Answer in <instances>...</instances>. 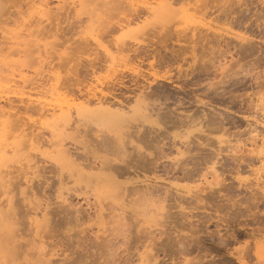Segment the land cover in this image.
I'll return each instance as SVG.
<instances>
[{
  "label": "rangeland",
  "instance_id": "1",
  "mask_svg": "<svg viewBox=\"0 0 264 264\" xmlns=\"http://www.w3.org/2000/svg\"><path fill=\"white\" fill-rule=\"evenodd\" d=\"M78 1L77 3L75 2V5H73L72 0L70 2L73 4L71 5L70 2H67L65 6H69L67 7L68 9H57V11H60L58 13L55 11L56 7L52 9L53 11L50 9L52 12L48 9L47 12H51L50 15H53L49 19L46 16H41L43 9H38L41 11L38 17V11L36 9L34 11L31 8L33 15L30 16L31 11L29 10L28 12V8H30L29 6L32 2L30 3L29 0H5V3L3 0L0 1V3H3L0 6V42L2 41V45L0 43V52L2 53L4 50L2 55L1 53L0 55L4 56V60L9 56L6 61L0 56V65L3 68H0L1 72L3 70L0 73L3 77L1 75L0 79H8L7 83L11 85V80L16 75L15 81L13 80L11 86L16 84L20 89L19 85L21 87L25 85L22 89L26 91L25 93L23 92L24 90H20V92L22 91L26 94H23L24 97L26 96L24 98L20 96L22 94H18L19 90L15 86L18 92L13 90L14 88L12 89L13 93L11 92L12 90H7L12 87L6 85V83L2 84L4 82L2 81V87L6 85V94L9 91L12 95L9 92V95H7L11 96L13 101L8 96H5L4 88L1 89L0 87V95L4 96L3 99L0 96L1 103L4 106L6 105L7 108L15 105L12 108L14 110L18 109L17 111L13 110L12 114H18L13 115L15 119L13 120L18 122L19 129L22 128L21 133H24L25 130L27 131L29 126L28 131L32 132L34 130L32 134L37 137L33 136L30 131L25 132L32 135L28 136V138H35V142L34 139L33 142H27L26 146L28 147L25 148L27 149L25 153L26 156L35 157L36 161L38 159V164H40L39 168L36 167L37 170L35 169L36 175H29L31 177L29 181L28 176L20 175L23 172L22 170L16 172L18 169L14 166V169L12 168V165L17 162L15 160L20 157L15 156L14 150L13 154L11 145L8 148L4 146L5 150H10V153L7 151L8 155L14 156V158H11L14 159V164L12 161L10 169L12 168L11 171L15 178L12 179L14 183L12 182L13 185L11 184L10 188L14 190L12 195L14 194L13 196H15V210L17 218L19 216L21 220L19 221L21 226L16 224L21 229L17 230L16 228L18 232H15L18 235L20 230H22L21 234L23 235V237L22 235L20 236L21 239L17 236V244L19 243L20 246L21 244L23 246L26 243L27 253H35L41 248H38V244H40L38 239L45 240L46 248L44 247V251L40 250L46 252V255L44 254L45 257L38 255L41 260L37 264H127L126 260L128 258H130V264H140V256L142 254L146 257L150 254V258L148 256L147 259H150L151 264H187L185 258L182 259L185 257L184 255H182V258L179 257L180 255H175L173 258L170 256L169 241H173L170 244H174V241H176L175 236L180 238L183 236L182 239L186 240L185 242L192 249L189 258H193V261H197L198 264H242V261L245 264H264V253L261 254L264 249L260 245L264 241V144L261 140V137L264 136V128L261 125L264 123V86H260L257 83L259 78L264 80V0H159V8L157 9H145L147 0L114 1L110 5L111 8H113L112 5H117L114 9L108 8V6L106 9H83L81 6L84 5ZM167 1L172 2L171 5L168 9L162 8L161 4ZM27 2L30 4L26 5ZM54 2L56 4L57 1L55 0ZM68 3L69 5H67ZM78 4L80 5L78 6ZM73 6H76V9ZM33 12H36V15ZM92 12H95V14L91 15ZM18 14L21 16H18ZM28 15L31 18L27 17ZM26 18L25 22L24 19ZM56 18H59L60 21ZM31 19L34 21L32 22ZM41 19H43V23ZM55 19L56 22H54ZM3 21L6 23L4 24ZM21 21L23 24H19ZM57 22L61 23L57 24ZM3 24L4 26H2ZM37 24L39 25L37 26ZM7 25L10 27H7ZM15 25L20 26L15 27ZM35 25L38 28L34 27ZM44 25L45 28L42 30L44 33L48 31L49 35L47 34V39L44 33V37H42V32L38 35V38L40 36L42 38L39 39L38 43L43 52V54L42 52L39 54L41 50L38 52L39 48L35 44L38 41L37 35L35 37L31 35L36 34V30H39L40 27L43 28ZM58 25L60 26L58 27ZM27 26L32 28H26ZM50 27L52 30H48L51 29ZM11 29H14V31H11ZM25 29L30 32L33 29L32 34L30 33V36H28L29 32H27L28 34L25 33ZM94 30L96 31L93 32ZM14 32H16L15 34L18 33L17 35L19 36L17 37L16 35V37L19 40L21 38L24 41L28 36L27 38L32 43H30L32 47L35 46L37 48H35V51L37 50L35 52L33 51L34 48L29 47V44L26 43L29 46L24 44L25 48L28 47V50L31 48L28 52H31V50L32 52L29 54L33 55L35 52L31 56V60L34 63H32L33 68L31 66H23L26 60L22 62L21 56L24 57L27 51L23 55L25 50L22 49L24 48L22 47V41L14 42L15 40L17 41L16 37L14 38ZM95 34H98V36ZM95 37L98 41H96ZM6 39L9 41L7 42L8 44ZM28 40L25 42H28ZM51 41L53 42L51 43ZM40 42H46V44H40ZM10 43L13 45H10ZM16 43H18V46ZM4 44L9 48L13 46L14 49L15 46L19 47L16 48L19 50H9ZM47 46L48 49L46 48ZM44 48L47 49V52ZM5 50L11 52L12 54H10L13 56H10L9 53L7 55ZM13 51L16 55L13 54ZM17 52L22 53L19 55ZM3 54H6V57ZM17 55L21 60L18 61L22 62V65L18 64V62L17 64L16 62L15 64L13 63L12 60L18 57ZM40 55L44 56V58ZM9 59L11 61H8ZM6 64H9L10 67H6ZM15 65H17V73H15ZM13 69L15 74H13ZM34 69L39 70L40 74L38 75V72L36 73ZM19 70L23 71H21L20 75L18 74ZM23 73H28V75ZM5 74H7L6 79L4 78ZM26 76L29 77H27L29 80ZM137 76H140V79ZM20 77L26 78V84L22 83L24 79L21 80ZM31 77L36 82H33L34 80L32 79V81ZM9 78L11 79L9 80ZM115 82L118 83L116 84ZM143 82L146 86L148 85L146 90V93L150 94L148 99L145 96L141 98L138 95V84H144ZM133 83L137 84L134 85ZM95 90L98 93L97 96L90 94V92ZM3 92L5 95H3ZM14 92H16L15 95H13ZM18 95L20 98L17 97ZM100 96L108 101L104 102L106 108L111 105L109 107L115 109L114 104L121 101L126 105L136 107L138 110L136 109L135 112L131 111L127 114L126 120L129 121L124 119L126 122H123V119H118V122L108 119L111 121L103 122L102 124V120L95 117L96 114L93 116L94 114L88 112L86 116L89 118L93 116L96 120L86 119L87 117L83 119L81 117L79 119L83 120L79 122L80 120L76 117L78 114L75 110L77 108L85 112L99 110L101 105L97 102L96 97ZM27 97L31 98L28 99ZM5 98L11 101H7ZM143 99H145L143 101L145 106V102L151 103L148 105L149 110L139 107ZM43 101L47 109L51 107L52 111H57L55 115L57 117L62 115L60 112L65 106L63 108L64 112H73H71L73 116L72 124L80 123V133L75 131L76 129L68 128L66 133L64 131L65 134L59 133L62 136L57 135V132V136L54 137L55 140L53 139L54 141L58 140L60 136L61 140L63 139L65 142V147H71L76 155L79 156L78 162H83V164L95 162L97 160L95 158L98 156L97 164H99L98 161L100 159L106 164L110 162L114 169L107 168L101 173L94 171L96 175L92 177L85 174L86 178L83 181L82 178L84 176H77L78 171L75 167H68V165L56 159L57 155H54L58 152L56 151L57 148L55 149L58 146L56 143L55 147H53L54 145L51 147L49 144L47 146L43 142H39L40 144L37 145L36 143L42 138L43 140H51L53 138L50 133L51 130L49 131L48 129L51 128V122H53V117L55 116L51 117V115H48V117L46 115L47 118L40 114L39 110L44 106L40 102ZM8 105L10 106L8 107ZM57 105L59 108H57ZM60 106L63 107L60 109ZM43 108L46 109L45 107ZM69 108L72 110L70 109V111ZM80 109L79 113L80 111L82 113L83 111ZM151 110L153 111L152 116L148 115ZM10 113L6 114L10 115ZM6 114L2 119L4 117L7 119L12 117ZM219 118L220 121L218 120ZM59 120L58 118L57 121L59 122ZM47 122H50L51 126ZM11 124L14 125L13 122ZM216 124L221 127H217ZM17 125L13 127L15 128L13 134L19 132ZM24 126L28 127L24 129ZM44 126L48 127L45 128ZM133 131L139 132V134L135 132L134 134L136 135L131 137ZM19 135L20 132L18 137ZM9 136H12V134ZM38 136L41 138L40 140H38ZM28 138L26 136V139ZM84 138L90 144L89 146L83 141ZM79 139L85 145L87 144L86 146L90 150L89 153L85 154V145L81 146L83 143L75 142ZM13 140L15 139L13 138ZM7 141H12V138L5 140L6 144L8 143ZM56 142H60V139ZM33 143H35L34 145L37 148L41 146L40 150H37V148L33 149L34 147H31ZM11 144L14 147V141ZM0 148L2 149V145H0ZM219 148L220 150H218ZM21 149L23 150V147ZM5 150L2 149L0 152L3 153ZM18 153H23V151ZM93 153L94 158H92ZM243 154L246 160L240 166L235 158H239ZM22 155L25 157V154ZM213 155H216L218 160L213 158L215 157ZM210 156H213L212 160ZM252 157L253 159H251ZM22 158L21 160H23ZM81 159L83 160L81 161ZM215 161L216 164L213 165ZM19 164L17 165L19 166ZM213 166H216L218 170L217 175L219 173L221 176V185L215 186L217 191L219 190L220 192L215 191L213 193V190L210 189L200 192L197 186H204L201 181L207 173L209 180L212 178L210 172ZM183 167H187L189 170L193 168L191 180L182 176L185 175L183 174L185 172L182 170ZM196 167L199 169L198 173H196ZM136 172L141 175L145 174L152 180L151 184L149 183L151 185L150 191L154 196L152 199L147 200L143 196L146 183H134L136 182V179H134ZM112 173L118 175H116V180L111 178ZM74 175L77 177H74ZM61 178H63V183H65L62 185L65 186L62 191H66L64 193L67 197L66 203L60 202L57 197L61 188ZM222 184L225 185V188L220 190ZM87 185L89 186L88 188L86 187ZM126 185L130 186V190L137 185L140 190H136L137 193L134 192L136 193L133 197V199L135 198L134 204L131 205V209L128 208L126 210L127 212L124 215L127 216L125 219L119 221V216H115V213L119 212L116 207H120V202H122L121 193L123 188L121 187ZM108 187L109 190L107 189ZM67 188L69 190H66ZM188 189L192 190L189 194L186 193ZM25 190H27L26 194H23L21 191L25 192ZM88 190L90 193L87 192ZM197 191L198 193L200 192V196L196 193ZM95 192L96 194H94ZM141 194L145 202H143ZM193 196L196 197L194 198ZM171 197L173 198L171 199ZM197 197L202 199L200 200ZM162 198L169 200L164 202L165 207L169 209H167L166 215L164 214L166 209H160L164 204ZM0 199L1 201L4 200V195L0 194ZM44 205H47L46 208ZM158 206L160 207L158 208ZM47 207H49V210ZM97 207H102L103 212H106V214L112 213L106 218L104 217L106 214L101 218L96 210ZM38 210L44 212L48 210V218L50 217V219L46 223L42 222V224L44 223L43 226L46 224L48 226L46 225L37 230L31 221L32 216H36L35 211L39 213ZM162 210L165 211L162 212ZM42 214L39 213L37 215L40 217ZM1 232L4 235L5 232L0 230V235ZM221 236L223 239L226 238V244H222L221 240L219 241ZM34 239L38 241L37 243L34 242L37 247L35 246L36 244H32ZM0 241L6 245L5 239L0 238ZM147 246L149 248L153 247V250L151 248L148 249ZM147 249L152 254L149 252L147 254L144 251H147ZM260 249L261 251L258 254ZM23 250V248L18 250L19 253L17 251V255L15 253L8 255L12 261L9 257H6L2 258L0 262L7 264L8 261V264H16L23 261L26 257V251H24V254L20 253ZM5 252L9 254L7 249H2L0 256L3 257ZM153 254H156V258L151 259ZM16 256H19V258ZM238 257H241V259ZM192 263L194 264V262Z\"/></svg>",
  "mask_w": 264,
  "mask_h": 264
},
{
  "label": "bare ground",
  "instance_id": "2",
  "mask_svg": "<svg viewBox=\"0 0 264 264\" xmlns=\"http://www.w3.org/2000/svg\"><path fill=\"white\" fill-rule=\"evenodd\" d=\"M1 1V0H0ZM4 1V3H5V0H3ZM55 0H32V1H30L29 0V2L31 3L32 2V4H30V3H28L27 2V4L26 5H29L30 4V8H28V12H29V10L31 11V8L32 9H34V11H35V9L38 11V13H37V15L38 14H40L39 12H41V11H39L40 9L42 10H46V13H48V15H49V17H48V15H46V13H45V10H44V12H43V10H42V12H41V16H46L48 19L51 17H53V15L51 16L50 14H51V12L53 11L52 9H54L55 7V11H56V13H58V12H60V11H57V9L58 10H61V9H63V8H67V7H69V6H65L66 5V3L67 2H70V1H68V0H56L57 2H56V4H55V2H54ZM73 1V3H71L70 2V5L71 4H73V5H75L76 3H77V1L78 0H72ZM80 1V3L82 4V5H84V6H81V8H83V9H106L107 8V6H108V8L110 7V5L112 4V2H116V1H118V0H79ZM78 1V2H79ZM122 1V0H121ZM120 0L118 1V2H121ZM170 1V0H169ZM169 1H167L166 3H164V4H161V7L163 8H165V9H168V7L171 5V3L172 2H169ZM76 2V3H75ZM2 3V2H1ZM1 3H0V6H1ZM3 4V3H2ZM114 4V3H113ZM5 5V4H4ZM22 5V4H21ZM67 5H69V3L67 4ZM80 4H78V6H79ZM78 6H77V8H78ZM117 6V5H116ZM116 6H114V5H112V7L113 8H111V9H114ZM146 7H145V9H157V8H159V0H155V1H151V0H147V4L145 5ZM156 6H158V7H156ZM3 7V6H2ZM13 7V6H12ZM19 7V6H18ZM74 7V6H73ZM76 7V6H75ZM74 7V8H75ZM156 7V8H155ZM21 8V7H20ZM72 8V7H71ZM73 8V9H74ZM2 9V8H1ZM4 9V8H3ZM25 9V8H24ZM27 9V8H26ZM39 9V10H38ZM48 9L51 11L50 13L49 12H47L48 11ZM68 9V8H67ZM76 9V8H75ZM8 10V9H7ZM19 10V9H18ZM230 10V9H229ZM248 10V9H247ZM1 11V10H0ZM22 11V10H21ZM93 11V10H92ZM6 12V11H5ZM66 12V11H65ZM9 13V12H8ZM14 13V12H13ZM22 13V12H21ZM26 13H27V11H26ZM34 13V12H33ZM42 13H44V14H42ZM62 13V12H61ZM60 13V14H61ZM93 13L95 14V12H92V14L91 15H93ZM6 14V13H5ZM29 14V13H28ZM53 14V13H52ZM24 15V14H23ZM27 15V14H26ZM33 14H32V11L30 12V16H32ZM34 15H36V12L34 13ZM59 15V14H58ZM62 15V14H61ZM228 15V14H227ZM18 16H21V15H19L18 14ZM29 15L27 16V17H30ZM41 16H40V18H41ZM54 16H56V15H54ZM95 16V15H94ZM7 17V16H6ZM5 17V18H6ZM14 17V16H13ZM16 17V16H15ZM38 17H39V15H38ZM10 18V17H9ZM8 18V19H9ZM17 18V17H16ZM15 18V19H16ZM21 18V17H20ZM31 18V17H30ZM30 18H28V19H30ZM33 18H34V16H33ZM47 18H44V19H47ZM93 18H95V17H93ZM101 18H102V16H101ZM100 18V19H101ZM14 19V18H13ZM18 19V18H17ZM56 19H59V18H56ZM56 19H55V21L54 22H56ZM99 19V20H100ZM25 20V22H26V20H27V18L26 19H24ZM24 20H23V22H24ZM32 20V19H31ZM39 20V19H38ZM42 20V23H43V19H41ZM53 20V19H52ZM9 21V20H8ZM7 21V22H8ZM13 21H15V20H13ZM18 21V20H17ZM34 20H32V22H33ZM46 21V20H45ZM59 21H60V19H59ZM58 21V22H59ZM12 22V21H11ZM16 22V21H15ZM28 22V21H27ZM53 22V23H54ZM57 22V24H60V23H58ZM95 22H97V21H95ZM3 23H4V21H3ZM6 23V22H5ZM4 23V24H5ZM22 23V21L19 23V24H21ZM29 23H30V21H29ZM39 24H40V22H38ZM52 23V22H51ZM102 23V22H101ZM4 24L2 25V26H4ZM9 24V23H8ZM23 24V23H22ZM26 24V23H25ZM34 24V23H33ZM39 24H37V26L39 25ZM96 24H98V23H96ZM99 24H100V21H99ZM14 25V24H13ZM12 25V26H13ZM29 25V24H28ZM42 25V24H41ZM52 25V24H51ZM20 26V25H19ZM18 25L16 26L15 25V27H19ZM22 26V28H24V26L23 25H21ZM31 26H32V24H31ZM36 25L34 26V27H37ZM52 26H54V25H52ZM60 25H58V27H59ZM100 26V25H99ZM7 27H10V26H8L7 25ZM33 27V26H32ZM32 27H30V26H27L26 28H29V29H31ZM40 27V26H39ZM55 27V26H54ZM97 27V26H96ZM96 27H94V28H96ZM101 27V26H100ZM4 28V27H3ZM38 28V27H37ZM36 28V29H37ZM45 28V25H44V27L43 28H41L40 27V31L39 30H36L37 31V33L36 34H32V30H31V32L28 30V31H26V29H25V33H27V32H29V35L28 36H30V33L32 34L31 36H36L37 35V39H38V41L35 43L36 44V47H38L39 49H38V52L40 51V53L39 54H41V52H42V48H40V45H39V39L41 38V36H40V38H38L39 36L38 35H40V33H41V35H42V37H44L45 35H46V39H47V34L49 35V33H48V31L46 32V33H44L43 32V30L42 29H44ZM51 28V27H50ZM99 28V27H98ZM14 29H16V28H14ZM14 29H11V31L13 30L14 31ZM48 29V28H47ZM58 29V28H57ZM56 29V30H57ZM60 29V28H59ZM102 29V28H101ZM3 31H4V29H2ZM6 30V29H5ZM21 30V29H20ZM19 30V31H20ZM24 30V29H23ZM34 30V31H35ZM42 30V31H41ZM48 30H52V28L51 29H48ZM7 31V30H6ZM17 31V30H16ZM19 31H18V33H19ZM33 31V32H34ZM45 31V30H44ZM54 31V30H53ZM96 30H94L93 32H95ZM8 32V31H7ZM6 32V33H7ZM9 32H10V30H9ZM21 32H22V30H21ZM50 32V31H49ZM55 32V31H54ZM59 32V31H58ZM57 32V33H58ZM5 33V35H7ZM12 33V32H11ZM16 32H14V34H15ZM17 33V34H18ZM43 33H44V36H43ZM52 33V32H51ZM50 33V34H51ZM17 34H15V36H14V38L16 37V35ZM21 34H23V33H21ZM28 34V33H27ZM56 34V33H55ZM94 34V33H93ZM4 35V36H5ZM11 35V34H10ZM12 35H13V33H12ZM95 35H97L98 36V34H95ZM19 35H17V37H18ZM23 36V35H22ZM27 36V37H28ZM51 36V35H50ZM49 36V37H50ZM55 36V35H54ZM57 36V35H56ZM2 37H3V35H2ZM17 37H16V39H17ZM25 37H26V35H25ZM25 38L24 39V41L23 40H21V38H20V40L19 39H17V41L15 40L14 42H18V41H22L21 43L23 44L22 45V47H24L25 48V46H29V47H31V48H34V50L33 51H35V46L34 47H32V43L30 42V40H28V38ZM5 37H3V39H4ZM11 38V37H10ZM36 38H35V40H36ZM96 38V37H95ZM22 39H23V37H22ZM32 39V38H31ZM42 39V38H41ZM1 40V39H0ZM5 40V39H4ZM28 40V42H25V41H27ZM32 41H33V39H32ZM44 41H45V39H44ZM96 41H98L97 40V38H96ZM2 42V41H1ZM0 42V43H1ZM7 42H9L8 41V39H6V43ZM12 42V41H11ZM14 42H12V43H14ZM24 42V43H23ZM43 42V41H42ZM42 42H40V44L42 43ZM53 41H51V43H52ZM4 43V42H3ZM5 43V44H6ZM12 43H10V45H13ZM29 44V45H27V44ZM31 43V44H30ZM37 43H38V45H37ZM4 44V45H5ZM8 44V43H7ZM24 44H25V46H24ZM42 44H46V42H44V43H42ZM50 44V43H49ZM1 45H2V43H1ZM4 45H3V47H4ZM9 45V46H10ZM15 45V44H14ZM16 45L18 46V43H16ZM20 45V44H19ZM43 45V46H44ZM48 45V44H47ZM53 46H55V45H53ZM1 47V46H0ZM5 47H8V46H6L5 45ZM42 47V46H41ZM45 47V46H44ZM51 47V46H50ZM56 47V46H55ZM16 48H19V47H16L15 46V49L13 48V46H12V48H11V46H10V48L8 47V49L9 50H19V49H16ZM22 48L23 50H25V51H23L24 52V54L23 55H25V53H26V51H27V54L24 56V57H22L21 56V58H22V62H24V60H26L24 63H26V64H24L23 63V66L25 67V65H26V67L28 66H33V61L31 60V56H33L34 55V53L35 52H37V50L33 53V55H31V54H29V53H31L32 52V50H31V52H28L29 50H28V47L27 48ZM47 49H48V46L46 47ZM52 48V47H51ZM5 49V48H4ZM7 49V50H8ZM37 49V48H36ZM45 49V48H44ZM47 49H45V51L47 50ZM57 49V48H56ZM55 49V50H56ZM3 50V49H2ZM3 52H4V50H3ZM2 52V53H3ZM5 52H6V54L7 53H11V52H9V51H6L5 50ZM16 52V51H15ZM47 52V51H46ZM45 52V53H46ZM1 53V52H0ZM2 53H1V55H2ZM17 53H19V52H17ZM22 53V52H21ZM21 53H19V55L21 54ZM6 54H3V55H5V57H6ZM9 54H7V55H9ZM12 54V53H11ZM10 54V56H13V55H11ZM13 54H14V51H13ZM42 54H43V52H42ZM50 54V53H49ZM52 54V53H51ZM0 55V56H1ZM14 55H16V54H14ZM18 56V55H17ZM27 56V57H26ZM40 56H42V55H40ZM62 56V55H61ZM60 56V57H61ZM2 57V56H1ZM4 57V56H3ZM2 57V58H3ZM9 57V56H8ZM8 57H7V59H8ZM26 57V58H25ZM43 58H44V56H42ZM10 58H12V57H10ZM14 58V57H13ZM12 58V59H13ZM28 58V59H27ZM34 58V57H33ZM32 58V59H33ZM6 59V60H7ZM52 59V58H51ZM3 60H4V58H3ZM6 60H4V61H6ZM18 60H20L19 59V56L18 57H16L15 59H13L12 61H13V63L15 64V62H16V64H17V62H18V64H21L22 62H20V61H18ZM30 60V61H29ZM44 60H46V59H44ZM43 60V61H44ZM0 61H1V58H0ZM8 61H11V59H9ZM29 61V62H28ZM32 61V62H31ZM49 61H51V60H49ZM3 62V61H2ZM7 63V62H6ZM11 63V62H10ZM32 65H31V64ZM44 63V62H43ZM2 64H4V63H2ZM13 64V65H14ZM42 64V63H41ZM22 65V64H21ZM36 65V64H35ZM38 65V64H37ZM44 65V64H43ZM6 67L7 66H9L10 67V65L9 64H6L5 65ZM17 65H15L14 66V69L16 70L17 69V67H16ZM19 66V65H18ZM3 67H4V65H3ZM12 67V66H11ZM16 67V68H15ZM19 67H21V66H19ZM31 67H30V69H31ZM41 67V66H40ZM45 67V66H44ZM0 68L1 69H3L2 68V66L0 65ZM13 68V67H12ZM11 68V69H12ZM33 68V67H32ZM39 68V67H38ZM1 69H0V73H2L3 72V70H2V72H1ZM9 69V68H8ZM14 69H13V74H15V73H17V71L18 70H16V72L14 73ZM21 69V68H20ZM28 69V68H27ZM4 70H6V69H4ZM36 69H34V71H35ZM7 71V70H6ZM12 71V70H11ZM22 71V70H21ZM20 70H19V75L23 72H21ZM43 71H44V68H43ZM25 72V71H24ZM38 72V73H37ZM41 72H42V70H41ZM6 73V72H5ZM7 73H8V71H7ZM10 73V72H9ZM36 73L39 75L40 73H39V70H36ZM42 73H44V72H42ZM13 74H11L12 76H13ZM23 74H25V75H28V73L26 74V73H23ZM34 74H35V72H34ZM2 75V74H1ZM0 75V76H1ZM6 75L7 74H5V79H6ZM24 75V76H25ZM31 75H32V73H31ZM30 75V76H31ZM36 75V74H35ZM37 75V76H38ZM9 76V75H8ZM12 76H10V77H12ZM15 76L16 75H14L13 77H14V79H15ZM2 77H3V75H2ZM18 77V76H17ZM21 77H23L22 75H21ZM20 77V79L21 80H23V82L22 83H25V81H27L26 80V78L28 77V76H26V78L24 77V78H21ZM33 77H34V75H33ZM138 78L140 77V76H137ZM136 77V78H137ZM1 78V77H0ZM8 78V77H7ZM29 78V77H28ZM27 78V79H28ZM37 78V77H36ZM144 78V77H143ZM264 78V77H263ZM11 78H9V80H10ZM13 79V78H12ZM13 79V80H14ZM17 79V78H16ZM20 79H19V81H20ZM34 81H33V80ZM114 79H116V78H114ZM140 79V78H139ZM146 79V78H145ZM258 79V78H257ZM261 78H259L258 80H257V83H258V85H260V86H264V80H260ZM13 80H11L12 82H13ZM29 80V79H28ZM31 80L33 81V82H36L35 81V79L34 78H32L31 77ZM30 80V81H31ZM120 80V79H119ZM134 80V79H133ZM136 80V79H135ZM147 80V79H146ZM2 81H4V82H2ZM7 81H8V79L7 80H1L0 79V87H1V89L2 88H4L3 89V91H5V94H6V90H5V87H6V85H10V83L8 84L7 83ZM15 81V80H14ZM17 81V80H16ZM18 81V82H19ZM31 81V82H32ZM113 81V80H112ZM117 81V80H116ZM124 81V80H123ZM148 81V80H147ZM147 81H145V82H147ZM242 81V80H241ZM1 82H2V84H5L6 83V85L4 86L3 85V87H2V84H1ZM12 82H11V85H12ZM32 82V83H33ZM120 82V81H119ZM125 82V81H124ZM136 82V81H135ZM138 82V81H137ZM140 82H141V80H140ZM149 82V81H148ZM172 82V81H171ZM15 83V82H14ZM21 83V84H22ZM116 83V82H115ZM118 83V82H117ZM116 83V84H117ZM144 83V82H143ZM154 83V82H153ZM152 83V84H153ZM26 84V83H25ZM30 84V83H29ZM121 84H123V83H121ZM121 84H119V85H121ZM134 84V83H133ZM135 84H137V83H135ZM134 84V85H135ZM140 84V83H139ZM138 84V88H139V93H138V95H140V97L142 98L143 96H145V98L146 99H148L149 98V96H150V94L149 93H146V90H147V86H146V84L144 83V84H140L139 85ZM10 85V86H11ZM19 85V84H18ZM40 85H42V83H40ZM118 85V86H119ZM150 85V84H149ZM19 90V92H18V90H16V88ZM14 86H11L12 88H10L9 86V88L7 89V90H12L13 88V90H16V92H18V94H22V95H20V96H23L24 97V95L23 94H25L26 93V91L24 90V89H22V87H24L25 85H23L22 87H21V85H19L20 86V89L16 86V84L14 85ZM27 86V85H26ZM124 86V85H123ZM127 86V85H126ZM125 86V87H126ZM137 86V85H136ZM150 86H152V85H150ZM57 87V86H56ZM56 87H54V88H56ZM114 87V86H113ZM115 87H116V85H115ZM119 88V87H118ZM9 90V91H10ZM13 90L11 91L12 93H13ZM20 90H24L23 92H25V93H23L22 91V93L20 92ZM8 91V92H9ZM134 91V90H133ZM8 92H7V94H8ZM16 92H14V94L13 95H15L16 94ZM111 92V91H110ZM2 93V92H1ZM10 93V92H9ZM93 94V96H97L98 95V93H97V91L95 90V91H93V92H90V94ZM114 93V92H113ZM4 94V92H3V95H5ZM5 95V96H8V95ZM11 94V93H10ZM27 94H29V93H27ZM159 94V93H158ZM12 95V94H11ZM26 95V94H25ZM1 97H2V94L0 95ZM30 96H31V94H30ZM153 96V95H152ZM1 97H0V145H2V149L3 150H5L4 149V146H6L7 148H8V146H10L11 145V149H12V152H13V150L15 151V156L16 157H20L19 159H17V160H15V161H17L16 163L17 164H19V166L15 163L14 164V159H11V158H14V156L13 157H11L10 156V154L8 155V153H7V151L9 152L10 150L8 149V150H5V152H0V188H1V193L0 194H2V195H4V200H2L1 201V199H0V230H3V232H5L4 233V235L2 234V232H1V237L0 238H2L3 240L5 239V243H6V245L3 243V242H1L0 241V253H1V251H2V249H7L8 250V252H9V254L8 253H3L4 255H3V257L2 256H0V261H2V258H8L9 256L8 255H13L14 253H15V255H17V251L18 250H22V248L24 249L22 252H20V253H22V254H24L25 252L24 251H26V257L24 258V260L23 261H21V262H17L18 264H37V262L38 261H40L41 260V255H43V257H45V255H46V252H43L45 249H44V247H45V245H46V241L45 240H42V239H38V241H39V243L40 244H38L39 245V247L38 248H40L41 250H43V251H41L40 249H38V248H36V249H38L37 250V252H39L38 254H36L37 252H35V253H32V252H28L27 253V245H26V243L22 246V244H21V246H20V244L18 243L17 244V236H21L22 234H21V231L22 230H20V234L18 233V235H17V233L16 232H18V231H16V228H17V230H19V229H21L20 227H17V226H21V222H19V221H21L20 220V218H19V216H18V218H17V213H16V210H15V199H14V197L15 196H13L12 195V192L14 191L13 190V188H10V185L12 184V182H13V180L12 179H14L15 177L13 176L14 174H13V172L11 171V169L13 168V166L16 168V169H18L16 172H18V171H20V170H22L21 172L23 173H19L20 175H26V176H28L29 177V175L30 174H35L36 173V170H37V168H39V165L40 164H38V159H37V161H36V159H35V157L33 158H31L30 157V155L29 156H26V151H27V149H25V148H27L28 146H26L27 145V142H30V141H32L33 142V139H34V142H35V138H33L32 139V137L31 138H28V136H36V135H34V134H32V132L34 131H30L31 132V134L32 135H30V133H25V132H27L28 131V129L30 128V126L27 128V127H25L24 129H26L27 128V131L25 130V132L24 133H21L22 131H21V129H19V127H18V125H17V123L18 122H16V121H14L15 119H14V117H13V115H18V114H12L13 113V108H12V106H15V105H8V107L10 108H7V106L5 105L4 106V104L3 103H1ZM4 97V96H3ZM3 97H2V99H3ZM17 97H19V95L17 96ZM26 97V96H25ZM24 97V98H25ZM106 97V96H105ZM139 97V98H140ZM8 98L9 99H11V96H8ZM20 98V97H19ZM28 98V97H27ZM26 98V99H27ZM31 98V97H30ZM30 98H28V99H30ZM97 98V102H99L100 103V105H101V107L99 108V110H95L94 112H90V111H83L82 109H80V108H77L75 111H76V113L78 114V115H76V113H75V115H76V117H78V119L79 118H83V119H85L87 116L86 115H88V113H90V114H94L93 116H95V114H96V118H100L101 120H102V124H103V122H108V121H115L116 120V122H118L117 120L118 119H123V122H126V121H129V120H126L127 118V114H129L131 111L132 112H135V110L137 109L136 107H132V106H129V105H126L125 103H123V102H118V103H115L113 106H114V108L115 109H111V107H109V106H111V105H109L107 108H106V105L104 104V102H106L107 100H105V99H103V97H96ZM159 98V97H158ZM8 99V100H9ZM21 99H23L22 97H21ZM5 100H7L6 98H5ZM7 100V101H8ZM12 100V99H11ZM11 100H9V101H11ZM39 100V99H38ZM145 99H143L142 100V102H141V105L139 106L140 108H145L146 110H149V103H147V102H145L146 103V106L143 104V101H144ZM4 101V100H3ZM13 101V100H12ZM27 101V100H26ZM44 101H45V99H44ZM44 101L43 102H40V104L41 105H43L44 104V106L43 107H45L46 109H44L43 107L39 110L40 111V114H43L44 116H50L51 115V117H53V116H55L56 115V113H57V111L56 112H54V111H52L51 110V107L49 108L48 107V109H47V106H45L46 104L44 103ZM156 101V100H155ZM31 102H32V100H31ZM30 102V103H31ZM108 102V101H107ZM9 103H12V102H9ZM21 103H22V100H21ZM23 103H24V101H23ZM47 103V102H46ZM49 103V102H48ZM7 104V103H6ZM69 104V103H68ZM113 104V103H112ZM151 104V103H150ZM68 106V105H67ZM151 106V105H150ZM154 106V105H153ZM152 106V107H153ZM27 107H28V105H27ZM55 107V106H54ZM63 106H60V109L62 108ZM65 107V106H64ZM63 107V108H64ZM70 107H71V104H70ZM11 108H12V112H11ZM16 108V107H15ZM53 108V107H52ZM57 108H59V106L57 105ZM56 108V109H57ZM57 109V110H60L61 112V116L60 115H58V117L57 116H55V117H53V122L56 120H58V118L60 119L59 120V122L57 121H55L54 123L53 122H51L52 124V126L50 125V122L48 123L50 126H51V128L50 129H48L49 131H50V133H51V135L53 136V138L51 139V140H43V138H42V140H40L41 138L40 137H42L40 134H38L39 136V139L38 140H40V141H38L36 144L37 145H39L40 143L39 142H43V144L45 143V144H47V146H48V144L49 145H51V147L53 146V147H55L56 145H58V146H60V147H58V146H56L55 147V149L57 148H59L58 150L56 149V151H58V152H56V154H54V155H57V160H59L61 163H63V164H65V165H68V167L69 166H72V167H75V169L78 171V174H77V176L79 175V176H81V177H83L82 178V180L83 179H85L86 177H85V174H87V175H89L90 177H92V176H94V175H96L95 173H94V171L96 172V171H99V173H101V171H103L104 169H114V167H113V165H111V163L110 162H108L107 164L104 162V161H102V160H100L99 159V164H97L96 163V161L98 160V156L95 158V159H97L95 162L93 161V162H88V163H86V164H83V162H78L79 161V156H77L76 155V153L74 152V150L70 147V148H67V147H69V146H67V147H65V142L63 141V139L61 140V138H60V136H62V135H60L61 133H64V131H65V133L68 131L67 129L68 128H71V129H76L75 131H79V133H80V130H79V126H80V123L79 122H81V120H83V119H79L80 121L79 122H77L76 120H74V121H76L77 123L76 124H72V119H73V116H72V109L71 108H69V110L72 112H70V113H66V112H64V109ZM151 108V107H150ZM154 108V107H153ZM27 109V108H26ZM79 109L80 110H82L83 112L81 113V111H80V113H79ZM16 111L18 110V109H15ZM14 110V111H15ZM138 110V109H137ZM145 110V111H146ZM153 110V109H152ZM151 110V111H152ZM7 111H10V112H7ZM66 111V110H65ZM68 111V110H67ZM78 111V112H77ZM151 111H149V112H151ZM19 112V111H18ZM59 112V111H58ZM63 112V113H62ZM88 112V113H87ZM148 112V115L150 114L151 116L153 115V111L151 112V113H149ZM6 113H10V115L9 114H6ZM15 113V112H14ZM39 113V112H38ZM84 113H85V115H84ZM87 113V114H86ZM9 115V116H12V117H8V116H6V117H8V119L7 118H3L2 119V117L4 116V115ZM19 114H20V112H19ZM147 115V116H148ZM20 116V115H19ZM46 116V117H47ZM48 116V117H49ZM92 116V117H93ZM47 117V118H48ZM89 118V117H87L86 119H95L94 117L93 118ZM12 118V119H11ZM56 118V119H55ZM129 118V117H128ZM147 118V117H146ZM14 119V120H13ZM21 119V118H20ZM50 119V118H49ZM108 119H111V120H108ZM124 119L126 120V121H124ZM130 119V118H129ZM211 119H215V118H211ZM13 120V121H12ZM96 120V119H95ZM104 120H107V121H104ZM135 120H136V118H135ZM140 120V119H139ZM208 120V119H207ZM219 121H220V118L218 119ZM217 120V121H218ZM14 123V125H12L11 123L12 122ZM17 121H19V120H17ZM47 121V120H46ZM51 121V120H50ZM120 122H121V120H119ZM141 121V120H140ZM216 121V120H215ZM218 121V122H219ZM11 122V123H10ZM166 122V121H165ZM184 122H186V121H184ZM213 122V121H212ZM79 123V124H78ZM110 123V122H109ZM207 123V122H206ZM20 124V123H19ZM117 124V123H116ZM167 124V123H166ZM201 124V123H200ZM215 124V123H214ZM220 125H223V124H221V123H219ZM15 125H17V128L19 129V132H20V135H19V137H18V134H19V132H17V136L15 135V134H13L14 132H15V128H13ZM24 125H26V124H24ZM73 125V126H72ZM75 125V126H74ZM168 125V124H167ZM193 125V124H192ZM203 125V124H202ZM217 125V124H216ZM220 125H217V127H221ZM262 125V128H264V123H262L261 124ZM137 126V125H136ZM209 126V125H208ZM23 127V126H22ZM45 127V126H44ZM48 127V126H47ZM47 127H45V128H47ZM211 127H212V125H211ZM16 128V129H17ZM218 128V129H219ZM260 128V127H259ZM18 129H17V131H18ZM35 129V128H34ZM60 129V130H59ZM217 129V128H216ZM70 130V129H69ZM12 131V132H11ZM14 131V132H13ZM28 131V132H29ZM143 131H145V130H143ZM57 132H58V134H57ZM76 132V133H77ZM136 132V131H135ZM134 131H133V133H132V135H131V137L133 136H135L137 133L139 134V132H136V134H134L135 133ZM146 132H147V130H146ZM146 132H144V133H146ZM261 132V131H260ZM36 133V132H35ZM60 133V134H59ZM64 133V134H65ZM10 134H12V136H9ZM22 134H24L22 137H21V135ZM29 134V135H28ZM60 135L59 136V139H60V142H56V141H59V139L57 140L56 139V141H54L55 139H54V137L55 136H57V135ZM82 134V133H81ZM130 134V133H129ZM143 134V133H142ZM148 134V133H147ZM150 134V133H149ZM76 135V134H75ZM255 135V134H254ZM259 135V134H258ZM258 135H256V137H258ZM8 136V137H7ZM26 136H27V138L28 139H26ZM141 136H143V135H141ZM147 136V135H146ZM37 137V136H36ZM75 137V136H74ZM74 137H73V139H74ZM9 138L11 139L12 138V141H14V147H13V145L11 144L12 143V141H7L8 143L6 144V142H5V140H9ZM13 138L15 139V140H13ZM18 138V139H17ZM63 138V137H62ZM76 138V137H75ZM137 138V137H136ZM141 138V137H140ZM143 138V137H142ZM262 139V143L264 144V136H262L261 137ZM37 139H36V141H37ZM45 139V138H44ZM54 139V140H53ZM138 139V138H137ZM148 139V138H147ZM157 139V138H156ZM252 139V138H251ZM80 140V139H79ZM79 140H76L75 142H77V143H79V144H81V143H83L81 140L79 141ZM83 140V139H82ZM86 139L84 138V142L85 143H87V140L85 141ZM64 142V144H63V142ZM163 141V140H162ZM88 142H89V140H88ZM137 142V141H136ZM147 142V141H146ZM159 142V141H158ZM253 142V141H252ZM10 143V144H9ZM55 143H56V145H55ZM85 143H83V145H81L82 147L85 145ZM91 143V142H90ZM190 143V142H189ZM255 143V142H254ZM6 144V145H5ZM29 144V143H28ZM35 143H33V145L31 146V147H34L33 149H36L37 148V146L36 145H34ZM88 144V143H87ZM86 144V145H87ZM137 144H138V142H137ZM30 145H31V143H30ZM29 145V146H30ZM41 145H42V143H41ZM78 145V144H77ZM76 145V146H77ZM84 146V148H85V150H84V152H85V154L86 153H89V148H88V146L90 145V144H88V146ZM157 145H158V143H157ZM200 145V144H199ZM93 146V145H92ZM155 146V145H154ZM23 147V150L21 149ZM43 147V146H42ZM162 147V146H161ZM207 147V146H206ZM220 147V146H219ZM10 148V147H9ZM14 148V149H13ZM40 148H41V146L39 147V148H37V150H40ZM164 148V147H163ZM2 149L0 148V150L2 151ZM54 149V150H55ZM81 149V148H80ZM155 149V148H154ZM157 149H158V147H157ZM25 150V151H24ZM159 150H160V148H159ZM218 150H220V148L218 149ZM21 152V151H23V153H18V152ZM92 151V150H91ZM146 151V150H145ZM28 152H30V151H28ZM77 152H80V151H77ZM209 152V151H208ZM10 153V152H9ZM31 153V152H30ZM218 153V152H217ZM243 153V152H242ZM13 154H14V152H13ZM19 154V156H17ZM22 154H25V157H24V155H22ZM28 154V153H27ZM43 154V153H42ZM142 154H144V153H142ZM141 154V155H142ZM163 154V153H162ZM181 154H183V153H181ZM190 154V153H189ZM200 154V153H199ZM215 154V153H214ZM23 157H21V156ZM44 155H46V154H44ZM84 155V154H83ZM89 155V154H88ZM250 155H252V154H250ZM33 156H34V154H33ZM47 156V155H46ZM49 156V155H48ZM92 158H94V153L92 154ZM136 156V155H135ZM184 156H185V154H184ZM195 156V155H194ZM193 156V157H194ZM198 156V155H197ZM213 156H215V157H213ZM212 157L213 158H216V155H213ZM246 156H247V154H246ZM249 156V155H248ZM255 156V155H254ZM16 157H15V159H16ZM51 157V156H50ZM58 157H59V159H58ZM85 157V156H84ZM160 157V156H159ZM212 157L210 156V158H211V160H212ZM251 157V156H250ZM21 158L23 159V160H26V161H23V160H21ZM37 158V157H36ZM134 158V157H133ZM142 158V157H141ZM161 158H162V156H161ZM187 158V157H186ZM191 158H192V156H191ZM196 158V157H195ZM200 158V157H199ZM201 158H202V156H201ZM209 158V159H210ZM51 159H52V157H51ZM182 159H183V157H182ZM188 159V158H187ZM194 159V158H193ZM197 159V158H196ZM206 159V158H205ZM205 159H203V160H205ZM217 159V158H216ZM236 159V161H237V163H239L240 164V166H241V164H243L244 162H245V158H244V154L242 155V156H240L239 158L238 157H236L235 158ZM250 159V158H249ZM251 159H253V157L251 158ZM44 161H45V159H43ZM83 159H81V161H82ZM92 160H94V159H92ZM186 160V159H185ZM195 160V159H194ZM198 160V159H197ZM214 160V159H213ZM218 160V159H217ZM12 161H13V164L14 165H12ZM41 161V160H40ZM137 161V160H136ZM169 161V160H168ZM184 161V160H183ZM202 161V160H201ZM250 162H251V160H249ZM23 162V163H22ZM25 162V163H24ZM53 162V161H52ZM133 162V161H132ZM209 162V161H208ZM220 162V161H219ZM233 162H235V161H233ZM247 162V161H246ZM249 162V163H250ZM11 163V164H10ZM41 163V162H40ZM45 163V162H44ZM44 163H43V166H44ZM110 163V164H109ZM128 163V162H127ZM138 163V162H137ZM155 163V162H154ZM198 163V162H197ZM63 164H62V166H63ZM158 164V163H157ZM186 164V163H185ZM202 164V163H201ZM214 164H216V161H215V163H213V165ZM239 164H237V165H239ZM10 165H12V168L10 169ZM17 165V166H16ZM38 165V166H37ZM56 165V164H55ZM58 165V164H57ZM127 165V164H126ZM156 165V164H155ZM183 165V164H182ZM190 165V164H189ZM227 165V164H226ZM42 166V167H43ZM185 166V165H184ZM187 166H188V164H187ZM192 166V165H191ZM239 166V167H240ZM37 167V168H36ZM116 167V166H115ZM134 167V166H133ZM177 167V166H176ZM193 167V166H192ZM245 167V166H244ZM20 168V169H19ZM129 168V167H128ZM139 168H140V166H139ZM190 168V167H189ZM197 168V167H196ZM203 168V167H202ZM14 169V168H13ZM36 169V170H35ZM74 168H73V170H75ZM192 169L193 168H191L190 170L186 167V168H184L183 167V169L182 170H184L185 172H183V174H185V175H182V176H185L186 178H188V179H190L191 180V177H192ZM194 169H195V167H194ZM207 169V168H206ZM212 170H211V172H210V174H211V177L213 178H211L210 180H209V178H208V173H207V175H204L203 176V180L201 181V183L204 185V186H197V187H199V191L200 192H204L205 190H207V189H210V190H213V193L215 192V191H217V189L215 188V186H217V185H221V179H220V174L218 173V175H217V168H216V166H213L212 168H211ZM39 170H41V169H39ZM153 170V169H152ZM197 171H196V173H198V171H199V169L197 168L196 169ZM93 171V172H92ZM107 171V170H106ZM121 171H122V169H121ZM195 171V170H194ZM193 171V172H194ZM15 171H14V173H16ZM38 172V171H37ZM120 172V171H119ZM123 172V171H122ZM153 172V171H152ZM182 172V171H181ZM74 173H75V171H74ZM163 173V172H162ZM195 173V172H194ZM200 173V172H199ZM63 174H65V173H63ZM76 174V173H75ZM119 174V173H118ZM36 175V174H35ZM117 174H115V173H112L111 174V178L113 179V180H116L117 179V176H116ZM172 175V174H171ZM194 175V174H193ZM18 176V175H17ZM31 176V175H30ZM33 176V175H32ZM77 176H75L74 175V177H77ZM202 176V175H201ZM223 176V175H222ZM20 177V176H19ZM124 177V176H123ZM196 177V176H195ZM88 178V177H87ZM94 178V177H93ZM132 178H134V177H132ZM185 178V179H186ZM199 178V177H198ZM17 179V178H16ZM30 179H31V177H29L28 178V180L30 181ZM134 179H136V182H134V183H146V188L144 189V194H143V196L147 199V200H150V199H152L154 196L152 195L153 193L150 191V189H151V185H149V183L151 184V179L148 177V176H146L145 174H143V175H141L140 173H138V172H136V175H135V178ZM183 179V178H182ZM22 180H23V178H22ZM28 180H27V182H28ZM26 181V180H25ZM69 181V180H68ZM84 181V180H83ZM14 183V182H13ZM71 183V182H70ZM101 183H103L102 181H101ZM220 183V184H219ZM28 184V183H27ZM32 184V183H31ZM63 184H65V183H63V178H61V188H60V190H59V195L57 196L59 199H60V202H62V203H66V196L64 195V193L66 192H63L62 190L65 188V186H62ZM13 185V184H12ZM11 185V186H12ZM26 185V184H25ZM99 185V184H98ZM144 185V184H143ZM82 186V185H81ZM156 186V185H155ZM161 186V185H160ZM222 186H224V187H222ZM222 186H220V190H223L222 188H225V185H223L222 184ZM87 188L89 187L88 185L86 186ZM136 187V188H135ZM134 187V189L132 188V190H130L129 188H130V186L128 187L127 185L126 186H124V187H121V188H123L122 189V193H121V196H122V202H120L121 204H120V207H116L118 210H119V212L116 214L115 213V211H114V213H115V216L117 215V216H119L118 218H119V221H122L121 219H125V217L127 216H125L124 214H125V212H127L126 210L128 209V208H130L131 207V205L132 204H134V200H135V198L133 199V197H134V194H136L137 193V191L136 190H140V188H139V186H135ZM138 187V188H137ZM153 187V186H152ZM100 188H101V186H100ZM104 188V187H103ZM120 188V187H119ZM215 188V189H214ZM12 189V190H11ZM71 189V188H70ZM108 190H109V187L107 188ZM219 189V188H218ZM66 190H69L68 188L66 189ZM95 190V189H94ZM155 190V189H154ZM26 191L27 190H25V192L24 191H21L23 194L25 193L26 194ZM85 191H86V189H85ZM100 191H101V189H100ZM219 191V190H218ZM217 191V192H218ZM87 192H89V190L87 191ZM86 192V193H87ZM134 192H136V193H134ZM141 192V191H140ZM192 192V190L191 189H188L187 191H186V193H191ZM200 192L198 193V191L196 192L197 194H198V196H200L199 194H200ZM208 192V191H207ZM220 192V191H219ZM22 193H21V195H22ZM28 193V192H27ZM35 193V192H34ZM90 193V192H89ZM102 193V192H101ZM167 193V192H166ZM209 193V192H208ZM212 193V192H211ZM212 193V194H213ZM31 194V193H30ZM94 194H96V192L94 193ZM171 194V193H170ZM193 194V193H192ZM191 194V195H192ZM205 195V194H204ZM211 195V194H210ZM119 196V195H118ZM140 196V195H139ZM141 196H142V194H141ZM142 196V198L141 197H139V198H141L142 200H144L143 202H145V199H144V197ZM173 196V195H172ZM182 196V195H181ZM197 196V195H196ZM195 196V197H196ZM234 196V195H233ZM232 196V197H233ZM25 197H28V196H25ZM30 197V196H29ZM169 197V196H168ZM194 197V196H193ZM194 197V198H195ZM212 197V196H211ZM121 198V197H120ZM173 197H171V199H172ZM198 199H200L199 197H197ZM196 198V199H197ZM219 198V197H218ZM163 199V198H162ZM175 199V198H174ZM189 199V198H188ZM187 199V200H188ZM202 199V198H201ZM200 199V200H201ZM208 199H209V197H208ZM166 200H168V199H163V203L164 202H167ZM21 201V200H20ZM29 201V200H28ZM58 201V200H57ZM99 201V200H98ZM169 201V200H168ZM184 201V200H183ZM136 202H137V200H136ZM159 202V201H158ZM185 202H187V201H185ZM194 202V201H193ZM59 203V202H58ZM95 203V202H94ZM195 203V202H194ZM96 204V203H95ZM98 204V203H97ZM146 204V203H145ZM197 204V203H196ZM200 204V203H199ZM198 204V205H199ZM17 205V204H16ZM47 205H48V203H47ZM47 205H44L45 206V208H46V206ZM162 205V204H161ZM167 205V204H166ZM195 205V204H194ZM41 206V205H40ZM49 206V205H48ZM95 206V205H94ZM112 206V205H111ZM197 206V205H196ZM207 206V205H206ZM50 207V206H49ZM49 207H47V209L49 210ZM160 206H158V208H159ZM199 207V206H198ZM33 208V207H32ZM31 208V209H32ZM37 208V207H36ZM185 208V207H184ZM187 208V207H186ZM194 208H195V206H194ZM197 208V207H196ZM34 209V208H33ZM39 209V208H38ZM109 209V208H108ZM113 209V208H112ZM131 209V208H130ZM134 209H135V207H134ZM133 209V210H134ZM160 209H166V213H164L165 215L167 214V211L169 210L168 208H166L165 207V203L163 204V206H161L160 207ZM168 209V210H167ZM42 210H45V209H42ZM47 210V211H48ZM92 210V209H91ZM96 210L98 211V215H100L101 216V218H103V216L106 214V212L104 213L103 212V208L102 207H97L96 208ZM149 210V209H148ZM159 210V209H158ZM32 211V210H31ZM39 211V210H38ZM47 211H39V213L40 214H42V212H44L40 217H39V215H37V214H39V213H37L36 211H35V213H36V216H35V214H34V216L35 217H33L32 216V221H31V223L35 226V228L38 230V228H41V227H44V226H46V225H44L43 226V224H42V222H47L49 219H50V217L48 218V212ZM151 211V210H150ZM160 211V210H159ZM158 211V212H159ZM163 211H165V210H162V212ZM110 213H112V212H110ZM110 213H107L104 217L106 218V217H108V215H110ZM146 213V212H145ZM160 213V212H159ZM31 214V213H30ZM49 214H50V212H49ZM162 214V213H161ZM180 214H182V213H180ZM179 214V215H180ZM187 214V213H186ZM185 214V215H186ZM32 215V214H31ZM93 215V214H92ZM111 216H112V214H111ZM113 216H114V214H113ZM163 216V215H162ZM169 216V215H168ZM177 216V215H176ZM193 216V215H192ZM110 217V216H109ZM188 217V216H187ZM77 218V217H76ZM162 218V217H161ZM164 218V217H163ZM86 220V219H85ZM90 220V219H89ZM62 221V220H61ZM115 221V220H114ZM117 221H118V219H117ZM79 223V222H78ZM161 223V222H160ZM192 223V222H191ZM16 224H17V226H16ZM19 224V225H18ZM54 224H56V223H54ZM62 224H63V222H62ZM162 224V223H161ZM190 224V223H189ZM67 225V224H66ZM48 226V225H47ZM65 226V225H64ZM56 227V226H55ZM58 227V226H57ZM194 228V227H193ZM57 229V228H56ZM167 229V228H166ZM53 230V229H52ZM16 231V232H15ZM54 231V230H53ZM40 232V231H39ZM38 232V233H39ZM166 232V231H165ZM23 233V232H22ZM173 233H174V231H173ZM52 234V233H51ZM50 234V235H51ZM171 234V233H170ZM263 234V233H262ZM47 235V234H46ZM45 235V236H46ZM56 235V234H55ZM223 235V234H222ZM189 236V235H188ZM212 236V235H211ZM22 237H23V235H22ZM161 237V236H160ZM176 237V241H174L175 243L174 244H170L171 242H173V241H169V247L171 248L170 249V256L173 258V256H175V255H180L179 257L180 258H182V255H184L185 257H183L182 259H184L185 258V260H186V263L187 264H193L192 262H194V264H195V262H196V264H198L197 263V261H193V258H189V254L191 253V251H192V249L191 248H189L190 246H188L187 245V242H185L186 240H184V239H182V237L180 238V237H177V236H175ZM263 237V236H262ZM177 238H180V239H177ZM19 239H21V237L19 238ZM170 239H173V238H170ZM169 239V240H170ZM175 239V238H174ZM230 239V238H229ZM33 240V239H32ZM31 240V241H32ZM192 240V239H191ZM200 240H201V238H200ZM212 240H213V238H212ZM221 240V241H220ZM38 241H35V239H34V241H32L33 243L32 244H36ZM166 241V240H165ZM196 241V240H195ZM219 241L220 242H222V244H224L225 242H226V238L225 239H223V237L221 236V239H219ZM218 241V242H219ZM34 242H36V243H34ZM2 243V244H1ZM30 243V242H29ZM167 243V242H166ZM31 244V243H30ZM189 244V243H188ZM200 244V243H199ZM221 244V243H220ZM226 244V243H225ZM3 245V246H2ZM29 245V244H28ZM149 245H151V244H149ZM196 245H197V243H196ZM260 245L263 247V249H264V241H262L261 243H260ZM36 247H37V244L35 245ZM158 246V245H157ZM192 246V245H191ZM260 246V247H261ZM4 247V248H3ZM26 247V248H25ZM148 247V246H147ZM159 247H160V245H159ZM260 247H258V248H260ZM21 248V249H20ZM46 248V247H45ZM151 248V247H150ZM149 247H148V249H150ZM146 249V248H145ZM148 249H147V251L146 250H144L147 254H148ZM50 250V249H49ZM151 250H153V247L151 248ZM150 250V251H151ZM164 250H166V249H164ZM168 250H169V248H168ZM5 251V250H4ZM196 251V250H195ZM260 251H261V249L259 250V252H258V254L260 253ZM264 250H262V252H261V254L262 253H264L263 252ZM165 252V251H164ZM18 253H19V251H18ZM29 253H30V255H29ZM149 253H151V252H149ZM193 253V252H192ZM200 253V252H199ZM45 254V255H44ZM51 254V253H50ZM53 254V253H52ZM152 254V253H151ZM168 254V253H167ZM38 255H40L39 257H38ZM130 255V254H129ZM150 255V254H149ZM149 255H147V257L149 256ZM165 255V254H164ZM200 255V254H199ZM74 256V255H73ZM196 256V255H195ZM198 256V255H197ZM17 257V256H16ZM42 257V258H43ZM72 257V256H71ZM131 257V256H130ZM141 257V263L140 264H151V262H150V259H147V257L146 256H144L143 254L140 256ZM158 257V256H157ZM17 258H19V256L17 257ZM21 258V257H20ZM75 258H76V256H75ZM78 258V257H77ZM149 258H150V256H149ZM153 258H156V254H153L152 255V257H151V259H153ZM239 259H241V257H238ZM9 259H10V257H9ZM8 259V260H9ZM68 259V258H67ZM73 259H74V257H73ZM124 259V258H123ZM262 259V258H261ZM4 260V259H3ZM11 261H12V259H10ZM14 260H16V259H14ZM78 260V259H77ZM76 260V261H77ZM125 260V259H124ZM198 260V259H197ZM200 260V259H199ZM260 260V259H259ZM64 261V260H63ZM71 261V260H70ZM127 262V264H130L131 262H130V258H128L127 260H126ZM162 261V260H161ZM165 261V260H164ZM163 261V262H164ZM183 261V260H182ZM10 262V261H9ZM15 262V261H14ZM46 262V261H45ZM183 262H185V261H183ZM261 262V261H260ZM16 263V264H17ZM43 263V262H42ZM66 263V262H65ZM174 263V262H173ZM200 263V262H199ZM0 264H2V262H0ZM6 264V263H5ZM7 264H8V261H7ZM13 264H15V263H13ZM39 264V263H38ZM67 264V263H66ZM169 264V263H168ZM242 264H245V262H243L242 261Z\"/></svg>",
  "mask_w": 264,
  "mask_h": 264
}]
</instances>
